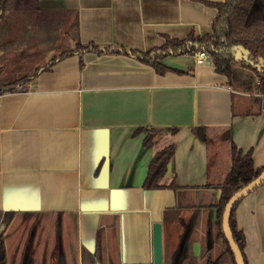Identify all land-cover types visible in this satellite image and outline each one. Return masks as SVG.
Returning a JSON list of instances; mask_svg holds the SVG:
<instances>
[{
  "label": "crops",
  "instance_id": "1",
  "mask_svg": "<svg viewBox=\"0 0 264 264\" xmlns=\"http://www.w3.org/2000/svg\"><path fill=\"white\" fill-rule=\"evenodd\" d=\"M222 1L35 0L33 8L46 31L71 21L74 46L154 52L167 38L211 34ZM60 55L0 94V211L12 215L6 264H152L154 221L163 264L179 248L178 264L218 257L215 186L231 167L232 144L264 164V95L235 89L211 58L196 63L192 53L159 57L162 73L131 51ZM170 143L162 186L145 188L151 158ZM235 218L247 264H264V181Z\"/></svg>",
  "mask_w": 264,
  "mask_h": 264
},
{
  "label": "trees",
  "instance_id": "2",
  "mask_svg": "<svg viewBox=\"0 0 264 264\" xmlns=\"http://www.w3.org/2000/svg\"><path fill=\"white\" fill-rule=\"evenodd\" d=\"M35 0H0V20L9 12L24 11L33 8ZM218 9L217 15L212 22V33L203 36L189 35L184 39L167 38L165 43L155 48L154 52H138L127 48H99L93 42L87 44L76 41L73 49L63 52L59 57L66 56L74 51L104 50L129 52L139 57L156 69L158 72H164L168 69L158 62V58L167 53L181 54L190 52L193 49L206 50L212 59L216 72L227 76L228 83L235 89L244 91L256 90L264 95V0H224L215 3ZM240 51L242 56L238 55ZM53 58L51 61H53ZM241 68L248 69L253 73V77L244 73ZM30 79L29 75H22L14 79H5L0 77V94L5 91H14ZM146 128L139 127L137 131ZM174 131L175 128H172ZM152 134L147 133L143 143L150 145ZM231 167L224 180L215 187L220 188V197L215 203V227L216 235L225 243L224 250L216 258L208 257L204 264H222L226 253L230 256L231 264H237L234 252L226 238L223 228L224 210L228 200L248 183L256 179L264 170V164L255 167L252 159V152L248 150L245 153L238 150L232 144ZM174 153L172 143L164 146L157 151L148 164V171L143 186L145 188L161 187L168 162ZM264 179L253 187L250 191L236 200L229 209V231L231 237L239 249L244 264L247 260L244 254L245 235L238 228L235 218V212L239 202L248 193L256 190ZM11 213L0 211V264H6V251L4 244V232L11 219Z\"/></svg>",
  "mask_w": 264,
  "mask_h": 264
},
{
  "label": "rangeland",
  "instance_id": "3",
  "mask_svg": "<svg viewBox=\"0 0 264 264\" xmlns=\"http://www.w3.org/2000/svg\"><path fill=\"white\" fill-rule=\"evenodd\" d=\"M39 21V14L28 8L9 12L0 21V77L5 81L31 74L37 62L44 64L51 56L74 46L76 34L69 27L71 21L58 22L47 31L39 27ZM222 246L225 248L224 242ZM222 261L231 264L229 254Z\"/></svg>",
  "mask_w": 264,
  "mask_h": 264
},
{
  "label": "water",
  "instance_id": "4",
  "mask_svg": "<svg viewBox=\"0 0 264 264\" xmlns=\"http://www.w3.org/2000/svg\"><path fill=\"white\" fill-rule=\"evenodd\" d=\"M238 55L242 56L241 52H237ZM264 179V170L260 173V175L244 186L241 190L236 192L227 202L224 210L223 217V228L226 235V238L234 252L237 264H244L243 258L236 244L234 243L230 231H229V209L232 204L241 198L244 194L250 191L253 187H255L258 183H260ZM152 264H163V244H162V230L161 223L159 221L152 222ZM174 264H178L175 262Z\"/></svg>",
  "mask_w": 264,
  "mask_h": 264
},
{
  "label": "built area",
  "instance_id": "5",
  "mask_svg": "<svg viewBox=\"0 0 264 264\" xmlns=\"http://www.w3.org/2000/svg\"><path fill=\"white\" fill-rule=\"evenodd\" d=\"M184 53H192L193 56L195 57L196 63H204L211 58L210 54L204 49H193L190 52H184Z\"/></svg>",
  "mask_w": 264,
  "mask_h": 264
},
{
  "label": "flooded vegetation",
  "instance_id": "6",
  "mask_svg": "<svg viewBox=\"0 0 264 264\" xmlns=\"http://www.w3.org/2000/svg\"><path fill=\"white\" fill-rule=\"evenodd\" d=\"M181 254V248H179L175 254V256L172 258L171 262H169V264H174L175 262L179 263L178 257Z\"/></svg>",
  "mask_w": 264,
  "mask_h": 264
}]
</instances>
